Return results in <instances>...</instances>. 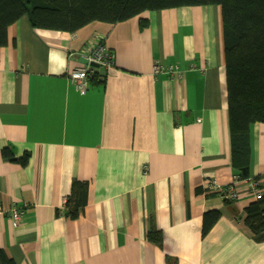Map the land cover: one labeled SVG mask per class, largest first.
I'll return each instance as SVG.
<instances>
[{
    "label": "crops",
    "instance_id": "obj_1",
    "mask_svg": "<svg viewBox=\"0 0 264 264\" xmlns=\"http://www.w3.org/2000/svg\"><path fill=\"white\" fill-rule=\"evenodd\" d=\"M7 36L0 206L28 203L19 222L0 219V249L15 264H264V234L245 222L257 200L247 182L237 200L203 188L235 175L220 6L147 10L74 32L34 28L24 15ZM100 42L114 66L98 68L82 94L69 72ZM158 63L177 69L155 73ZM250 138L249 177L264 193V123ZM76 180L88 183V201L71 219ZM212 210L221 215L204 235Z\"/></svg>",
    "mask_w": 264,
    "mask_h": 264
},
{
    "label": "trees",
    "instance_id": "obj_2",
    "mask_svg": "<svg viewBox=\"0 0 264 264\" xmlns=\"http://www.w3.org/2000/svg\"><path fill=\"white\" fill-rule=\"evenodd\" d=\"M196 5L221 8L231 162L235 174L245 179L250 176L251 126L264 123V0H0V46L8 42V27L24 15L29 16L34 28L74 32L94 21L114 24L147 10ZM142 25H146L144 21ZM3 155L24 165L29 157L16 158L7 148ZM88 190L87 182H73L65 204L69 218L77 219L84 211ZM220 215L218 210L205 213L204 235ZM245 222L254 233L264 234V196L246 207ZM148 236L154 242L161 237L158 231H151ZM0 264L15 262L0 249Z\"/></svg>",
    "mask_w": 264,
    "mask_h": 264
},
{
    "label": "built area",
    "instance_id": "obj_3",
    "mask_svg": "<svg viewBox=\"0 0 264 264\" xmlns=\"http://www.w3.org/2000/svg\"><path fill=\"white\" fill-rule=\"evenodd\" d=\"M87 63H83L71 69L69 72V78L74 84L75 88L82 94L86 93L90 84L92 77L97 73L98 68H104L109 70L114 66L115 55L111 49L103 42L98 43L92 50L84 53H79ZM92 63H97L98 66H94ZM177 69L175 65H165V64H155V73H169L173 75ZM247 182L248 191L250 194L254 195L257 199L264 196L261 189V182L255 178H240L239 175H234L232 181L228 184L221 183L217 178H211L204 182L203 188L207 192H217L223 196L226 200H237L240 198V191L237 185L240 182ZM28 207V203L25 202L22 205L14 204L5 210L0 206V219L8 214L11 216L15 223L19 222Z\"/></svg>",
    "mask_w": 264,
    "mask_h": 264
},
{
    "label": "water",
    "instance_id": "obj_4",
    "mask_svg": "<svg viewBox=\"0 0 264 264\" xmlns=\"http://www.w3.org/2000/svg\"><path fill=\"white\" fill-rule=\"evenodd\" d=\"M85 63H87L88 61L87 60H85L84 61ZM94 66H98V64L97 63H92Z\"/></svg>",
    "mask_w": 264,
    "mask_h": 264
}]
</instances>
